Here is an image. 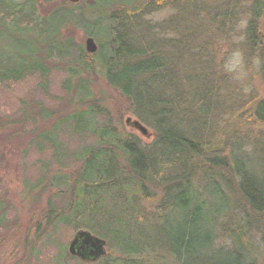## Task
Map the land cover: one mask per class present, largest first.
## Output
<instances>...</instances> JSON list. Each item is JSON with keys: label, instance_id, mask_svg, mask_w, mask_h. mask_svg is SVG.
Wrapping results in <instances>:
<instances>
[{"label": "trees", "instance_id": "obj_1", "mask_svg": "<svg viewBox=\"0 0 264 264\" xmlns=\"http://www.w3.org/2000/svg\"><path fill=\"white\" fill-rule=\"evenodd\" d=\"M263 4L264 0H82L78 5L66 0H0V88L36 78L47 92L55 70L66 74L62 106L52 109L43 102L30 105L21 100L18 115L0 117V137L15 138L20 131L28 136L27 145L54 156L53 162L41 161L44 169L37 187L62 192L69 203L61 209L51 205L50 215L42 214L46 227L64 225L105 240L110 255L100 260L102 264H255L251 219L264 227V181L240 145L219 152L203 136L215 124L210 115L217 89L210 67L222 48L234 47L241 19L248 21L243 43L257 51L264 70L259 32ZM165 8L173 10L166 25L145 19ZM102 15L106 27L96 20ZM74 29L98 41L96 54L76 43L70 33ZM100 36L105 41L100 42ZM222 39L223 46L218 43ZM180 66L185 73L181 81L174 74ZM97 70L127 99L137 120L153 130L149 146L112 125L88 78ZM251 118L264 126L263 100L251 109ZM63 137L81 142L74 155L76 168L62 163L68 156ZM225 189L232 190L247 211V222L242 217L235 228L223 231L229 248L217 244L219 226L232 216ZM158 197L161 204L154 217L145 216L138 203ZM7 214L0 201V230L7 225ZM170 215L173 219L168 221ZM222 217L230 220L220 224ZM156 221L162 224L170 257L164 263L150 257L156 241L146 228L155 227ZM32 230L36 237L45 234L41 223ZM55 259L65 264L71 256L63 247Z\"/></svg>", "mask_w": 264, "mask_h": 264}, {"label": "rangeland", "instance_id": "obj_2", "mask_svg": "<svg viewBox=\"0 0 264 264\" xmlns=\"http://www.w3.org/2000/svg\"><path fill=\"white\" fill-rule=\"evenodd\" d=\"M243 10H245L243 12H246L247 8L244 7ZM260 17V38L264 40V8ZM104 18V15L96 18L99 22V27H106ZM168 19L167 17L159 23L149 22L151 24L166 25ZM70 33L74 36L78 45L85 47L86 34L78 29H74ZM245 33L244 30L242 32L236 31L237 35L244 36L243 41H245ZM100 38V42L105 41L103 36H100ZM201 40L199 39V41ZM201 42L196 45H201ZM221 42H223V39ZM221 42L218 43L223 46ZM237 46L243 49L248 66L252 71L243 84H237L218 71L219 56L214 58L210 67V79L211 81L213 80V85L217 89L215 90L217 96L213 104L214 112L210 115V118L215 119V124L214 129H211V131L210 129H205L207 133H204L203 138L204 141H212L213 146L220 148L219 152L229 151L235 143L240 145L241 151L252 157L253 166L261 176L259 179L264 181V126L255 123V118L254 120L251 118V109L253 111L256 110L258 102L264 101V70H262L261 66L259 70L253 66L252 62L257 58L258 54L257 51L252 50V47L247 42H241L238 45L234 43L233 48ZM233 48L229 47L228 51L230 52ZM179 68L174 70V74L175 78L181 81L185 73L181 66ZM88 78L92 82V91L96 99L101 102L99 105H102L101 107L108 112L112 125L121 134L132 136L140 141L143 146H149L154 140V132L150 127L142 123L153 133L152 138L147 139L126 124L128 118L137 120V117L131 113V105L127 99L119 91L108 85L99 70ZM65 81L66 74L55 70L51 74L47 92H44L38 86L39 80L36 78H30L18 84H7L8 87L6 88L2 86L0 88V117L9 118L18 115L21 100L26 101L25 103L30 105H32V101L34 103L43 102L44 105L52 109L62 106L61 100L66 92ZM51 127L52 125H49L48 130ZM28 128L32 132L33 128L30 126ZM4 134H7V132H4ZM16 134L15 138L11 136H6L7 138L0 137V201L5 204L8 210L7 225L0 230V264H56L55 258L58 257L60 248L64 247L68 254L69 244L75 235V231L64 225L46 227L42 214L44 213V217L50 215L51 205L59 209L63 208L69 203V198L54 189L51 192L48 190L49 188L45 190L43 187H37L44 169V164L41 161L47 162L49 160V162H53L52 158L54 156L50 157L49 153L40 154L33 145H27L29 140L27 135L20 131L14 135ZM62 141L65 143V151L68 155L62 163H68L71 167L76 168L74 155L81 142L77 141L76 138L68 141L65 137L62 138ZM52 167L54 172L57 173L59 171L58 166L54 163ZM56 169L58 170L56 171ZM222 186L224 185L222 184ZM225 190L230 196L229 202L232 216L231 220L229 217H222L219 220L220 224L225 223L227 220L230 221L225 226H219L217 244L229 248L231 242L227 236H224L223 231L224 229L231 230L235 228L239 222L238 220L242 217H245V222H247V211L242 210V202L232 190ZM159 197L153 202L142 200L138 203L141 212L145 216L154 217V213L161 204ZM172 219L173 215H170L168 221ZM254 221L255 219H251L253 224L251 229V243L254 250L253 259L255 264H262L264 261V227L260 223H254ZM37 223H41L42 228H45V234L38 237L32 230V226ZM154 225L155 227H150V229L146 228L149 234L150 232L153 233L155 239L152 238V241H156L151 246L154 251L150 255L153 258V261H151L164 263L170 257L168 251L165 250L164 234L161 231L162 224H158L156 221ZM106 251L107 255H110L108 245ZM100 262H84L77 257L71 256V259H67L65 264H102Z\"/></svg>", "mask_w": 264, "mask_h": 264}, {"label": "clouds", "instance_id": "obj_3", "mask_svg": "<svg viewBox=\"0 0 264 264\" xmlns=\"http://www.w3.org/2000/svg\"><path fill=\"white\" fill-rule=\"evenodd\" d=\"M172 11L173 10L170 8H165L147 15L145 19L153 23H159L172 14ZM247 24L248 21L246 19H241L237 25V32H242L244 29H246ZM243 40V35H233V42L235 44L238 45L243 42ZM221 43L223 44V42ZM252 63L253 66L259 70L261 66V60L256 58ZM218 71L229 77L231 81L237 84H243L248 79L252 69L248 66V61L246 60L243 49L237 46L230 52L227 48H222L218 60Z\"/></svg>", "mask_w": 264, "mask_h": 264}, {"label": "water", "instance_id": "obj_4", "mask_svg": "<svg viewBox=\"0 0 264 264\" xmlns=\"http://www.w3.org/2000/svg\"><path fill=\"white\" fill-rule=\"evenodd\" d=\"M71 4H78L81 0H67ZM85 50L88 54H95L98 51V45L93 37H88L85 41ZM126 124L145 136L152 138L153 134L138 120L127 119ZM107 242L103 239L93 236L88 231H78L69 244L68 252L71 256L77 257L82 261L96 262L107 254Z\"/></svg>", "mask_w": 264, "mask_h": 264}]
</instances>
